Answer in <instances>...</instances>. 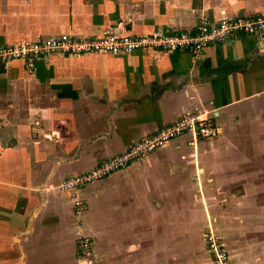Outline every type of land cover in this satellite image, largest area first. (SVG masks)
<instances>
[{
  "label": "crops",
  "instance_id": "crops-1",
  "mask_svg": "<svg viewBox=\"0 0 264 264\" xmlns=\"http://www.w3.org/2000/svg\"><path fill=\"white\" fill-rule=\"evenodd\" d=\"M264 16V0H0V46L64 34L165 35ZM194 113L218 134L168 142L78 191L58 186ZM77 221L94 264H264V46L241 35L205 49L0 64V264H77Z\"/></svg>",
  "mask_w": 264,
  "mask_h": 264
},
{
  "label": "built area",
  "instance_id": "built-area-1",
  "mask_svg": "<svg viewBox=\"0 0 264 264\" xmlns=\"http://www.w3.org/2000/svg\"><path fill=\"white\" fill-rule=\"evenodd\" d=\"M241 35L257 36L259 44L264 46V16H239L216 23L199 16L193 31L165 35L133 37L121 35L111 29L101 31L99 36L94 38L64 34L32 43L0 46V64L22 61L28 73H32L37 59L52 55L68 58L99 53L129 54L135 51H184L195 60H200L207 47L228 43ZM217 134L218 128L213 123L212 115L199 113L183 115L174 123L136 142L121 154L101 162L87 172L69 177L58 186V190L71 195L74 216L78 220L83 211V203L77 196L81 188L123 170L172 140L189 137L191 139L189 144L195 145L198 139H210ZM77 225L75 230L77 264H94L92 239L83 232L78 221ZM204 242L212 264H231L228 252L212 228L205 232Z\"/></svg>",
  "mask_w": 264,
  "mask_h": 264
}]
</instances>
